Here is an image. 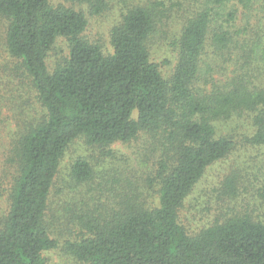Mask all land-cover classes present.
I'll return each instance as SVG.
<instances>
[{"label": "trees", "instance_id": "16d2710c", "mask_svg": "<svg viewBox=\"0 0 264 264\" xmlns=\"http://www.w3.org/2000/svg\"><path fill=\"white\" fill-rule=\"evenodd\" d=\"M65 1L0 0V133L11 138L12 172L0 264H48L52 252L66 264H264V222L250 214L195 235L180 219L207 169L236 146L215 124L245 117L248 140L264 145V84L252 72L264 65V35L249 28L264 0L138 3L108 52L86 36L82 8L98 16L109 0ZM175 15L177 63L165 78L148 44ZM220 60L234 68L223 84L208 78ZM133 143L135 157L106 169L112 146ZM75 144L85 153L65 177ZM238 182L227 176L222 196L236 199Z\"/></svg>", "mask_w": 264, "mask_h": 264}, {"label": "rangeland", "instance_id": "374dc122", "mask_svg": "<svg viewBox=\"0 0 264 264\" xmlns=\"http://www.w3.org/2000/svg\"><path fill=\"white\" fill-rule=\"evenodd\" d=\"M149 0H109L108 9L101 15L92 16L86 8H82L88 18L89 24L86 36L94 43L99 44L105 51H112L110 34L122 13L128 7L138 3H146ZM53 3H65V0H52ZM251 19L250 35L260 37L264 35V24L261 17L263 13L253 12ZM179 19V18H178ZM166 25L160 26L157 33L150 40L148 47L151 59L156 63L165 78H169L177 63V38L181 24L176 15L169 19ZM244 25H246L244 21ZM2 28L0 27V35ZM1 41V38H0ZM59 46H62L60 43ZM1 48V44H0ZM213 53V50H210ZM1 52V49H0ZM214 55V54H213ZM252 72L256 73L264 84V77L260 75V69L264 71V65L260 62L252 63ZM234 72L232 64H226L220 60L218 65L213 66V72L208 76L209 81L223 84L229 80ZM245 117L236 118L230 123L219 122L216 125L218 135L230 136L234 139L236 146L231 154L224 160L213 164L204 174L203 178L196 185L193 192L186 199L180 213V219L190 234L195 235L203 228L213 224L216 220L233 213H248L255 220L264 222V145H253L248 139L252 136V128H247ZM246 123V124H244ZM14 128V125L13 127ZM0 133V221L8 209L7 190L11 179V171L5 164V156L9 149L11 138L6 131ZM142 143V142H141ZM114 145L111 147L114 156L108 158L104 165L106 169L113 165L122 166L135 152L139 145ZM83 144L73 145L65 155L61 172L64 176L70 172L74 160L85 153ZM238 176L239 196L230 200L222 196L221 190L227 176ZM9 178V179H8ZM53 201L55 199L53 198ZM48 264H66L64 255L60 252H52L47 258Z\"/></svg>", "mask_w": 264, "mask_h": 264}]
</instances>
